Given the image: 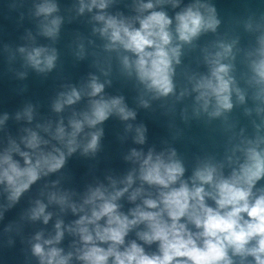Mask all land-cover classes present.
<instances>
[{"label": "clouds", "instance_id": "9594fccd", "mask_svg": "<svg viewBox=\"0 0 264 264\" xmlns=\"http://www.w3.org/2000/svg\"><path fill=\"white\" fill-rule=\"evenodd\" d=\"M117 2L75 0L76 15L91 14L92 35L102 42L92 53L99 75L89 73L78 87L63 86L51 103L55 120L34 123L35 107L26 103L14 115L26 126L14 137L5 131L9 114L0 115V222L38 186L19 219L3 227L4 243L13 246L14 237H20L26 264H264V15L242 21L254 36L247 48L239 47V36L200 47V38L216 34L222 23L212 0H130L127 15L110 11ZM59 13L57 0H34L37 34L53 45L64 23ZM26 40L15 52L5 46L10 61L17 53L23 61L25 71L17 76L26 78L27 69L52 72L56 47L37 45L31 32ZM197 48L204 72L183 64ZM86 54L79 38L74 55L84 59ZM238 56L243 71H238ZM113 59L119 75L136 88L137 107L150 109L161 101L166 114L174 116L177 105L189 101L180 109L185 124L219 121L226 136L222 157L198 156L186 174L185 160L164 141L159 150L130 149L123 156L130 165L123 175L94 178L82 192L64 187L68 159L76 153L95 159L102 125L111 116L125 122L135 144L146 143V126L130 122L136 110L122 95L105 92ZM82 100L86 105L77 110ZM235 109L249 118L251 131L238 125ZM181 135L176 129L173 139ZM125 201L131 205L127 210ZM69 212L76 219L66 223ZM50 221L51 230L24 236L26 224Z\"/></svg>", "mask_w": 264, "mask_h": 264}]
</instances>
